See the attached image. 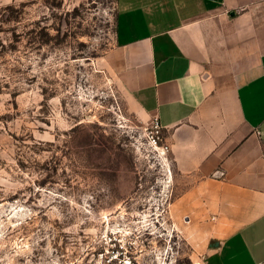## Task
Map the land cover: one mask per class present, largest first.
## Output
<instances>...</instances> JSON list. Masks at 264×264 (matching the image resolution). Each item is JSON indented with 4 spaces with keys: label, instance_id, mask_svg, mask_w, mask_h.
<instances>
[{
    "label": "rangeland",
    "instance_id": "1",
    "mask_svg": "<svg viewBox=\"0 0 264 264\" xmlns=\"http://www.w3.org/2000/svg\"><path fill=\"white\" fill-rule=\"evenodd\" d=\"M118 0H0V264L197 260L170 217L171 159L112 67Z\"/></svg>",
    "mask_w": 264,
    "mask_h": 264
},
{
    "label": "crops",
    "instance_id": "2",
    "mask_svg": "<svg viewBox=\"0 0 264 264\" xmlns=\"http://www.w3.org/2000/svg\"><path fill=\"white\" fill-rule=\"evenodd\" d=\"M112 67L171 146L206 264H264V0H118Z\"/></svg>",
    "mask_w": 264,
    "mask_h": 264
},
{
    "label": "built area",
    "instance_id": "3",
    "mask_svg": "<svg viewBox=\"0 0 264 264\" xmlns=\"http://www.w3.org/2000/svg\"><path fill=\"white\" fill-rule=\"evenodd\" d=\"M147 142L160 156L169 159L171 146L164 136V127L158 116H154L152 118L147 132ZM108 239L110 241L111 248L98 253V259L95 264H178L177 259L172 261L164 260L160 262V257L155 254L153 255L156 263H154V260L148 261V263H143L134 250V241L128 239L126 235L123 237L108 235ZM188 264H206L205 257L204 255H199L197 260H192V262Z\"/></svg>",
    "mask_w": 264,
    "mask_h": 264
}]
</instances>
